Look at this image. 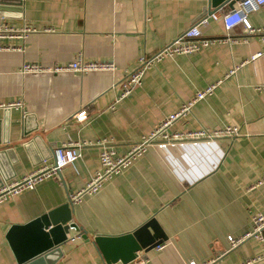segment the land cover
I'll return each mask as SVG.
<instances>
[{"label":"crops","instance_id":"0c3cea01","mask_svg":"<svg viewBox=\"0 0 264 264\" xmlns=\"http://www.w3.org/2000/svg\"><path fill=\"white\" fill-rule=\"evenodd\" d=\"M0 22L31 33L0 51V189L18 182L54 149L72 145L77 159L57 177L0 202V264H16L5 239L68 202L100 171L99 154L124 156L166 117L209 85L213 92L194 104L169 133H216L212 139L154 145L132 160L94 195L71 205L80 232L70 230L58 250L30 264H105L79 235L117 237L154 219L166 237L160 250L138 253L132 264H264L263 242L241 239L252 220L264 217V53L259 37L241 26L227 32L211 21L204 39L216 40L192 55L162 59L119 99V82L193 25L209 0H0ZM223 5L220 13L236 9ZM264 29V6L247 16ZM80 54L112 63L114 71L84 75L27 74L23 65L62 66ZM235 69L234 75L228 73ZM85 112L86 119L76 116ZM227 127L234 136L217 135ZM158 143L163 141L158 140ZM157 143V144H158ZM119 264V263H118Z\"/></svg>","mask_w":264,"mask_h":264},{"label":"built area","instance_id":"2783aa9c","mask_svg":"<svg viewBox=\"0 0 264 264\" xmlns=\"http://www.w3.org/2000/svg\"><path fill=\"white\" fill-rule=\"evenodd\" d=\"M263 6L264 0H241L238 3L237 8L233 9L230 12L220 13L219 11L221 8H219L214 12L205 14L177 38H175L168 45L155 53L152 57L140 59L137 69L131 73H127L126 76L119 82L118 85L120 86V91L118 98L123 99L127 97L132 92L133 88L140 83L145 71L150 69L156 63L160 62L162 59L173 56L192 55L198 52L200 49L214 44L216 40L204 39L202 36V30L207 27L211 21L219 20L227 32L231 31L237 26H241L243 32L246 35H254L259 37L263 44V49L261 52L256 53L251 58L255 59L259 57L264 53V29L252 28L248 23L247 16ZM30 33L31 30L29 28L23 27L21 29H16L6 22H0V51L12 49L10 46V42L17 40L24 41ZM114 70L115 66L112 63L85 61L80 54H77L74 60L70 63L62 66H56L51 69H43L42 67L35 64H26L22 67L23 73H49L51 75H59L62 73L84 75L91 72ZM234 72L235 69H232L227 76L234 75ZM215 87L216 85H209L203 91L197 92L190 101L182 104V106L176 113H173L166 117L149 135L143 137L141 141L134 145L126 155L118 157L115 155L114 151L111 148H103V150L99 154L100 171L94 173L91 176L90 180L83 189L75 194H70L68 197V202L71 205H77L82 201L83 197L96 194L105 182L112 179V177L119 174L123 169L128 167L133 159L143 154L150 146H163L165 145V143L182 140H209L216 136V133L211 134L205 131L188 133L185 137H181L177 133L170 134L168 132L169 128L172 127V125L176 121L188 115L194 104L209 96L213 92ZM22 106V101H16L6 105L0 104V110L18 109ZM76 119L78 121L85 120V112L83 111L79 113L76 116ZM218 134L234 136L237 134V130L235 128L227 127L225 130L218 132L217 135ZM158 140H161L163 142L158 143ZM77 157L78 155L76 154V150L72 147V145L67 144L55 148L53 152V162L43 161L42 164L39 165L34 171L23 177L18 182L8 186H2L0 189V202L5 200L9 196L16 195L24 190H32L38 184L47 179L57 177L59 172L64 167L72 164L77 159ZM248 237H253L260 242L264 241V217L258 215L253 218L252 231L245 237L241 239H233L231 237H228L230 248H235L245 238ZM162 247V245H159L154 249L158 251ZM262 257H264V244ZM252 262L253 261H248L246 264H250Z\"/></svg>","mask_w":264,"mask_h":264},{"label":"water","instance_id":"95a60500","mask_svg":"<svg viewBox=\"0 0 264 264\" xmlns=\"http://www.w3.org/2000/svg\"><path fill=\"white\" fill-rule=\"evenodd\" d=\"M240 1L209 0V7L196 20L223 5L231 8L233 3ZM4 6L6 5L0 2V11L7 10ZM0 18H6V15L0 13ZM71 207L67 202L24 225H12L9 228L5 239L16 264H30L51 251L58 250L67 240L66 235L70 230L81 231L72 217ZM79 236L94 244L105 264L132 263L137 259L138 253H147L166 241L165 235L153 218L131 233L117 237L89 238L85 233Z\"/></svg>","mask_w":264,"mask_h":264}]
</instances>
